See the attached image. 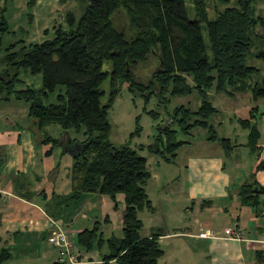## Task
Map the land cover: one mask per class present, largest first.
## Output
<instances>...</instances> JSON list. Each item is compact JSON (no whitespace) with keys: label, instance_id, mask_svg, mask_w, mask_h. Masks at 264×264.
I'll return each mask as SVG.
<instances>
[{"label":"trees","instance_id":"trees-1","mask_svg":"<svg viewBox=\"0 0 264 264\" xmlns=\"http://www.w3.org/2000/svg\"><path fill=\"white\" fill-rule=\"evenodd\" d=\"M75 1L78 15L68 12L64 24L53 27L52 36L39 43L19 46L14 42L4 47L3 36L10 30L5 17H0V100L28 104V116L37 130L34 136L41 144L58 146L70 130L84 138L82 150L73 155L71 191L66 195L53 193L44 201L49 217L59 220L85 194L114 198L122 193L124 215L117 233L111 230L105 235L102 223L95 222L77 234L76 245L87 252L106 245V264H158L163 256L158 232L140 237L138 213L153 209L145 189L151 178L147 158L129 144L115 146L109 140L108 113L119 94L118 83H129L130 90L145 95V102L152 94L162 103L193 92L200 97L196 110L181 105L172 113L167 111L171 122L161 124L153 141L138 150L170 162L179 148L190 143L175 140L176 135L191 136L193 130L203 129L207 140H217L227 152L230 141L218 139L209 123L217 109L208 92L232 97L250 91L253 100L264 98V68L246 64L248 55L264 63V16L258 13L256 0L232 4L217 0L212 17L206 0ZM121 11L135 31L131 37L113 24L112 17ZM151 56L157 66L144 85L134 78L133 71ZM22 72L40 75L41 87L26 86L20 78ZM106 80L108 93L102 88ZM56 92L55 102L44 104V99ZM148 114L154 119L159 116L153 110ZM253 118L251 110L250 119L238 122L249 131L247 146L257 150L260 134L251 122ZM51 126H58L63 134L49 136L46 129ZM260 196H264V187L255 184L240 191L242 203L252 207L258 205ZM8 258V251L2 250L0 264Z\"/></svg>","mask_w":264,"mask_h":264},{"label":"crops","instance_id":"crops-1","mask_svg":"<svg viewBox=\"0 0 264 264\" xmlns=\"http://www.w3.org/2000/svg\"><path fill=\"white\" fill-rule=\"evenodd\" d=\"M256 5L258 13L264 16V0H256ZM73 6L77 7L75 0H0V17H5L10 30L3 36V46L14 42H19V46L39 43L51 37L53 27L64 24ZM20 76L27 78L29 74L22 72ZM208 97L217 109L209 123L218 139L230 141L229 151L226 152L217 140H207V132L199 134L201 139L179 148L176 158L170 162L172 167L176 166V176L172 175L171 168L166 173L161 171L156 156L147 157L151 174L148 183L156 182L161 189L168 187L170 190L166 191L169 203L166 206L172 225L158 232L163 250L158 264H264V216L261 214L264 196L259 197L255 207L242 203L240 198L245 185L264 187V98L253 100L250 91L232 97L210 91ZM10 101L15 102V108L8 109L9 105L0 104V252L7 250L9 254L2 264H59L56 250L47 242L51 218L43 204L53 193L66 195L71 191L73 155L65 147L72 137L66 132L64 143L58 146L41 144L34 136L37 130L34 129L35 121L28 116V104H20L15 99ZM251 110L255 112L251 122L260 134L257 150L247 146L249 131L238 122L250 119ZM48 135L58 138L53 133ZM78 137L76 142L80 143L84 138ZM186 146V149H198L196 153L191 151L194 157L189 158L188 150L182 151ZM181 153L189 159L187 164L183 162L178 166ZM81 205L90 212L95 211L96 215L86 219L83 213L78 215L79 210H69L64 212L65 217L72 214L69 221L63 217L59 219L75 243L78 233L100 220L105 235L121 226L122 215L115 227L109 221L112 206L107 195L85 194ZM77 216L88 222L85 225L80 221L76 223ZM107 224L113 228L107 230ZM227 228L241 229L243 238L227 237L224 233ZM206 231L212 232L214 237H199ZM154 233V229L140 231V237L149 238ZM77 248L79 264H106L103 260L109 252L106 245L88 252ZM108 264H115V261Z\"/></svg>","mask_w":264,"mask_h":264},{"label":"rangeland","instance_id":"rangeland-1","mask_svg":"<svg viewBox=\"0 0 264 264\" xmlns=\"http://www.w3.org/2000/svg\"><path fill=\"white\" fill-rule=\"evenodd\" d=\"M237 0H230V3H235ZM207 2V9L208 14L210 17L214 16L215 9L217 5V0H206ZM190 5V4H189ZM220 7L219 5L217 6ZM77 7L73 6L70 8V10H73V12L78 15ZM190 17H192L190 13ZM114 26L124 31L125 35L127 37H131L134 35L135 31L130 28L127 15L124 11H121L117 14H115L112 17ZM204 32V31H203ZM246 64L247 65H254L258 68L263 67L264 63L261 60H257L250 55L246 58ZM157 66V60L153 56L149 57L148 60L145 63H141L137 65V68L134 69L133 74L134 78L138 81L143 83L144 85L148 84V81L150 80V73L154 70V68ZM20 78L24 81L25 84L28 83L27 86L33 87L35 89H38L41 87V76L40 75H29L27 78L20 76ZM20 88V86H18ZM103 90L108 93L109 91V81L106 80L102 85ZM119 88V94L115 98L111 109L108 113V122L110 124V135L109 140L110 142L115 146H120L124 144H129L130 147L137 150L139 155L145 156L146 158L151 156L145 149L144 150H138L140 146H146L150 144L153 141V138L157 135L158 130L161 128L159 127L161 124L166 125L171 122L172 119L167 115V111L173 112L175 107L178 106H185L192 110H196L198 107V102H200V97L197 92H193L190 95L183 96V97H175L170 98V100L166 103L160 102L159 98L155 96V94H152L149 101L145 102L144 98L145 95H142L141 92L138 91H132L129 89V83L126 81H122L118 83ZM59 89V88H58ZM57 92L54 94L49 95L46 99H44V104L54 103L55 102V96ZM105 100V98L103 99ZM9 101V102H8ZM4 101L0 100V104H6L9 105L7 108L13 109L16 107V105L13 103V101ZM26 104L23 101H20V104ZM18 107V106H17ZM29 110V108H28ZM155 111L159 113V116L157 119H154L152 116L148 114V111ZM9 112L11 110H8ZM154 124H157L153 126ZM53 126L46 129V132L49 134L54 135V137H58L60 134H62V129L58 126H55V129H52ZM51 130V131H50ZM72 137V139H79L78 135L73 131H68ZM59 133V134H58ZM191 136L185 135V134H177L175 137V140H186V141H196L201 139V136L199 134H206V131L203 129H195L193 130ZM76 135V136H75ZM59 138V137H58ZM184 146V145H183ZM182 149L183 152L190 153V157H194L192 153H196L198 150L197 148H191V149ZM181 151V152H182ZM191 151H193L191 153ZM185 156L186 158L182 157ZM196 156V154H194ZM153 158L155 157L152 155ZM158 158V157H157ZM176 158V157H175ZM174 158V159H175ZM187 155L185 153H181L176 165L182 166V163L185 162L187 164ZM197 158V157H195ZM174 159L170 162H173ZM159 168L161 171L166 173V170L168 168H171L173 172V176H176L177 169L172 167L169 161H167L164 157H159ZM194 163V160H192ZM0 165H2L0 163ZM179 174H181V170H178ZM146 188L147 194L149 199L152 202L153 209L151 210H143L138 213V217L142 222V229L141 232H149L150 230L154 229V232H164L165 228L168 226V228L172 225V217L169 213V209H167L166 204L169 203L166 202L168 200V196L166 194V191H170L169 189L163 188L161 189L156 182H149ZM122 197V199H121ZM108 198L111 200V206L112 210L110 213H108V218L110 223L113 227H115V224L117 223L120 216L124 215V202H123V194L118 193L114 196V198H111L108 196ZM82 207V208H81ZM170 207V206H169ZM78 211V215L84 214V218L88 219L91 217H94L96 215L95 211L90 212L87 208H84V206L81 205V199L80 201L75 205L71 206L68 209L65 210V214L68 211ZM63 218L67 219L69 221L72 217V214H70L69 217H66L63 215ZM86 219H80V216H77L75 222L78 223L79 221L84 224ZM101 222V220H100ZM85 225V224H84ZM105 227V225H102ZM110 224L106 225V229H112ZM86 227H89L88 225ZM115 229V228H114ZM115 232H117L115 230Z\"/></svg>","mask_w":264,"mask_h":264},{"label":"built area","instance_id":"built-area-1","mask_svg":"<svg viewBox=\"0 0 264 264\" xmlns=\"http://www.w3.org/2000/svg\"><path fill=\"white\" fill-rule=\"evenodd\" d=\"M264 216V209L261 212ZM50 235L48 237V244L54 248L58 254L57 263L64 264H79L80 253L74 240L70 238L68 233L64 230L63 224L59 220L50 219L49 222ZM227 237L241 240L243 238V231L239 228H227L224 230ZM201 238H213L214 234L210 231L199 234Z\"/></svg>","mask_w":264,"mask_h":264},{"label":"water","instance_id":"water-1","mask_svg":"<svg viewBox=\"0 0 264 264\" xmlns=\"http://www.w3.org/2000/svg\"><path fill=\"white\" fill-rule=\"evenodd\" d=\"M83 148V145L79 142H74L72 144H69L68 146L65 147L66 151L71 153L72 155L80 152Z\"/></svg>","mask_w":264,"mask_h":264}]
</instances>
